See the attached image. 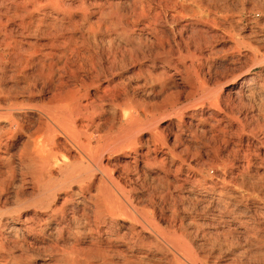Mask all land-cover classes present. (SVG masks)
Returning <instances> with one entry per match:
<instances>
[{
    "label": "rangeland",
    "instance_id": "374dc122",
    "mask_svg": "<svg viewBox=\"0 0 264 264\" xmlns=\"http://www.w3.org/2000/svg\"><path fill=\"white\" fill-rule=\"evenodd\" d=\"M157 1L158 0H149L150 7L153 10L156 9L160 11V14H163L161 16V19L162 17L163 19H160L161 21L160 23H157V25L159 24L158 27L162 28L164 31L163 33L166 37L164 36L163 39L168 37V40H164L166 47L163 51H161L160 55L153 57V55L150 56L149 52L146 51V55L148 54V57L145 58L146 60H144V63L149 66L153 65V67H149L152 75L155 76L151 80L152 82H154V80L156 81L152 83L149 80L147 89L149 90L150 88V90L153 91L149 92L147 95H143V93L132 89V87L137 82H143L141 77L136 80L131 79L132 81H128L126 77L127 75L129 76L137 72L138 64L136 62L133 63V60H129L130 62L128 61V68L126 67L125 69H123L124 67L119 68L120 63L117 62L113 71L114 73L118 72L121 76H124V81H127L126 83L131 84H127L128 91L135 99L138 98L137 100H141L147 98L146 100L152 103H160L162 99H167L166 101L171 105H168L165 108L160 107L161 109L157 108L155 112L151 111L152 113L150 114L151 116L154 115L152 117V120H154H151L150 126H146L147 131L145 125H140L142 127L138 126V128H134L135 130L133 129L134 132L131 133L133 134L131 137H135V140H132L133 137L132 139L130 137L129 139L127 138L126 140L124 139V141H122L123 138L121 137L126 135V133L123 132V129L121 128V124L125 118H119L118 125L115 129V135L118 137V141H121L117 144H123H121V146L117 145L118 152L116 151L110 155L105 153L106 159L104 160V162H107L108 159L110 162L113 161L112 163L114 164V168L112 170V174L119 183L117 184V192L119 193H117V195L119 199L123 198L124 203L127 204L132 202L131 205H137L136 207L140 208L145 215L149 216V218L151 216V218L162 228H160L161 230L166 231L167 233L170 232V234H173L174 231L176 234L180 233L178 234L180 238L184 237V239H187V241L191 242L194 250L198 255L200 254V258L203 259L207 264H264V0H194L195 4L192 1L194 7L191 5L192 3H190L191 1L188 3V1L186 2L185 0H162L160 1V5H158ZM170 2H173L175 5H173V3L171 5ZM180 3L184 6H181ZM185 5L192 7L193 10L195 8L196 11L194 10L193 15L191 12L186 11V9H182L186 7ZM177 11H181V13H178ZM171 14H174L175 16L173 15L174 17H172ZM191 25H196V29L200 31L195 32L197 37L200 34L198 38L196 37V47L192 45L190 46V48H192L191 50H195L196 56L193 69L191 70L194 82H192L189 77H187V71L184 69V65H182L184 62L185 65L189 64L188 60L185 59L187 54L185 51V44L187 43V37H189L188 34L190 33V30L188 29H190ZM113 35L114 33L112 36ZM103 37V41L100 43L98 42L99 46L96 49L98 52L95 50V52H93L95 54H93L87 51H80V57H78L77 55L68 51L69 54L68 52L66 53V62L68 61L67 63L74 67L79 66L81 63L83 69L85 68L86 70H90V67L95 65L96 67H94L97 68V70L103 71L104 73V71H106V66L109 65L106 59L111 58L110 56L113 55V51L117 56V60L120 59V57H122L120 56L122 53L121 51L126 45L121 41V39H116L117 43L119 42V46L117 48L116 42L112 46V44L106 40L108 35L105 34V36H102V38ZM30 39L33 42L36 41L35 44L38 43L37 46L39 47H35L36 50L40 48H43V51L46 52L50 50L48 49L49 47L40 45H43L45 41L48 42V38L46 40L41 35H35ZM166 41H171L170 43L176 49L178 46L175 44L179 43L181 46H179V50L174 52L176 54H174L172 58L173 61H176V56L180 53L182 55L181 59L177 60L176 62L174 61L175 64L172 62L173 65L167 63L169 54ZM107 42L109 44H107ZM101 44L103 46H100ZM108 46L111 48H108ZM102 48H107L109 49L108 52H110L108 53L106 52L107 49L103 50ZM165 51L168 55H166ZM163 52L164 55L162 54ZM129 54L130 53L127 52L123 55L128 57ZM105 55H109V57L106 56V58ZM90 57H93L94 60H92L93 58L91 59ZM95 58L100 59L96 60ZM128 58L130 59V57ZM47 62L48 58L45 59L46 64ZM81 65L80 67H82ZM160 70L161 72L165 70L168 73L173 71L171 73L173 78L171 77L167 80L165 78L167 75H161ZM156 72L159 74V77L157 76ZM79 73L81 74V72ZM100 74L101 73H99V81H101L100 84H103L104 77L102 74ZM92 75L95 76L94 73ZM163 77L165 79H163ZM156 79H159V82H157ZM242 80L244 82H242ZM6 83L10 85L9 81ZM154 90L159 93L156 94L157 92ZM138 95H140V97ZM18 98L22 99V97ZM33 99L39 100L41 97L36 96ZM169 99L175 100L170 101ZM176 108L181 109L178 111ZM90 112L91 107L82 109V115L79 117V119H77V124L79 125L78 128L80 127L78 131L80 133L81 141L85 143H87L86 141L89 142L88 146L91 148L92 154L94 150L93 159H95V155L97 156V154L100 152L101 142L98 139V136H100L103 132L99 131L100 129L95 128L94 126L92 127L87 125L84 119L80 120L82 116L87 117ZM190 113H193L194 117V120L192 121L193 125L191 126L186 123L187 115ZM178 118L183 120V125L179 130L180 132L178 139L175 140L172 134V131H175V128L173 127L172 123L177 121ZM155 122L157 124H155ZM152 123L153 125H156V128L160 132V135H158L156 138L153 136V133L156 129H154L155 126H153ZM32 129L30 131H32ZM136 132L139 133L134 135ZM25 139V136L21 135L13 142V144L8 149V152H10L9 154H11L12 161H7V159H4L5 161L3 160L1 164V170L3 169L2 171L4 174L3 176L0 175V177H2L0 178V183H3L0 184V194L2 196H0V200L2 199L1 201L3 202L2 203L0 201V215H2L0 216V221H3L4 223L2 222V224H0V232L3 233H0V237L2 236L3 239L2 240L0 238V264H71L70 258L74 257V254L69 253L70 250L65 248L66 242L64 240L75 243V247L79 248L78 251H80V258L83 257L82 255L85 256L86 250L89 246L88 243L84 242L87 237L83 234V236L79 235L76 229L83 230L87 226V220L84 215L85 213L87 214V212L88 214H91L89 208L91 203L86 202L85 204L88 208L84 209L85 213L83 212L80 214V212L83 211V209L81 210L80 208L77 211L78 213H75V219L71 220L69 216L71 215L72 209L70 208L76 206L78 204L77 202L80 201L83 196H88L89 193L91 195L97 194L99 180L96 179L100 176V173L95 170L92 172L91 177L85 179V182L82 181L81 183L76 181L77 183H74L75 181L73 180L72 182L71 180V182L67 181L65 185H62L64 177L82 171L87 168V166H92V162H89L91 160L85 158L81 151H78L79 149L75 143L72 141L71 143L66 137H64V135L59 133L58 139L61 141V143L64 142V139L67 141L66 143L64 142L66 146L62 143V145L59 146L60 149L59 147L55 149L57 154V162L59 163L60 160L66 161V165H61V170H66V174L59 170L58 163L54 161L51 167V176L44 177L42 181H37L36 177L38 175L32 172L34 171L33 168L26 166V164L20 163L18 160L19 153L23 151V141H25ZM127 140L136 143L137 152H131L127 149H120L123 145L130 143V141ZM146 143H150L147 145L149 146L148 148ZM155 146L157 148L154 152L151 149ZM62 148L66 149V153ZM148 149H150V154L146 153L145 156V152ZM3 152L4 150H0V153H2L4 156L5 154ZM126 152L130 153L129 157H125V155H127ZM144 158L147 160H144ZM160 160L162 161L160 162ZM241 163L243 164L242 166L240 165ZM8 164H13V166ZM243 169L244 171H242ZM4 170H7L8 173ZM10 171L12 172L9 173ZM3 178H5L7 182L4 183L5 180H3ZM51 179L55 180L52 181ZM32 180H35V183ZM86 181L90 182V189L88 188L90 191L86 190L85 188L79 190V185L86 184ZM59 182L61 187H56V189H58L56 191V198L58 201L56 200L52 202L51 207L56 206L59 208L61 205L58 206V204L62 202V198H64L65 193L69 191V194L70 192L72 194V200L70 199L71 201L69 200L70 202L68 201L64 207V211H66L65 213L67 214L66 218L69 219V228H71L70 236L68 239H65L66 237L64 233L62 237L65 238H61V240H59L60 238L54 239L47 235L46 225L53 221H50L48 218V215L50 214V208H41L37 205V200H33V198L38 199V197H40L39 195L42 193V187L44 184L47 183L51 184V186H54ZM32 184L35 186L33 187ZM1 185H3V187H1ZM7 187L8 189H6ZM67 187H70L69 190ZM63 188H65V190ZM188 188H190L191 191ZM122 189L125 192L122 191ZM15 191L16 193L19 192L17 193L19 198ZM38 191L40 192L39 194ZM79 191L82 192L80 193ZM21 192L23 193V196H20L22 194ZM187 193H193L192 195L195 197L197 196L196 198L198 199H187ZM234 194H243L244 198H242V200H239V198L238 200H235L233 199ZM248 194L251 195L249 196ZM5 195L8 197L7 200L6 198L4 199ZM247 195L249 196L248 198H246ZM125 196L127 200L124 198ZM194 201L197 202L195 203ZM225 208L234 209L237 212V218L230 221L229 219L231 218L225 217L224 214L217 215V210L219 211ZM128 209H130L129 206ZM46 213L48 214L46 215ZM32 215H34L33 217L36 220L32 217ZM36 215L37 217H35ZM22 217L33 219L27 220L25 222L23 221ZM38 218L39 220H37ZM40 219H45L46 221L44 220V222ZM4 220H9L8 224L4 225ZM117 220L118 222L120 221V219ZM236 221H241L243 223L242 226H240ZM38 223H40L43 228L40 227L41 225L39 224V226ZM33 224H36V226ZM96 224H100L99 227L101 229L103 228L101 223ZM10 225L21 226L23 229L16 234L8 229ZM49 225H53V222ZM5 226L8 227L6 228ZM29 227H33L32 232L29 231ZM39 228H42L43 231L39 232ZM231 228H233V230ZM178 229L182 232H179ZM30 232L34 233L31 234ZM13 235H15L17 238ZM48 236L51 237V239L48 238ZM11 239L13 240L11 241ZM49 244L53 245L51 246ZM85 245L87 247H85ZM65 250L67 252H65ZM93 256L92 257L94 259L91 258L90 261L93 264H121V259L116 255L110 254L103 260L102 255ZM154 256H157L155 251L150 253L149 262ZM95 257L99 258L96 259ZM66 261L68 262L66 263ZM146 262L148 261L146 260ZM152 262L153 261H151V263Z\"/></svg>",
    "mask_w": 264,
    "mask_h": 264
},
{
    "label": "bare ground",
    "instance_id": "6f19581e",
    "mask_svg": "<svg viewBox=\"0 0 264 264\" xmlns=\"http://www.w3.org/2000/svg\"><path fill=\"white\" fill-rule=\"evenodd\" d=\"M144 1L143 0H0V150H4L3 153L5 154L3 156L2 153H0V175L3 176V174H4L2 171L3 169L1 170L2 161L4 159L5 160L7 159V161L11 160V154H9L10 152H8L9 147L13 144V142L19 136L24 135L26 139H25V141H23L24 143L22 142L24 145L23 151H21V153H19V155H18L19 162L26 164V166L33 168L34 171H32V172L36 173L38 175L36 177L37 181H39V180L42 181L44 177H50L52 174L51 173L52 164L54 163V161L56 163H58L57 162V154H56L55 149H57V147L61 146L62 143L64 144V142L66 143V141H67L64 139V142L61 143V141L58 139L59 133L64 135V137H66L70 142L72 141L73 143H75V145L79 149L78 151H81L83 156H85V158H87L88 160L90 159L91 161H89V162H92V164H91L92 166H87V168H85L82 171H79L77 173L71 174L70 176L64 177L62 185H65L67 181L71 182V180H72V182L74 180L75 181L74 183H77L78 181L81 183H82V181L85 182V179L86 178L88 179L89 177H91L92 172H94L95 170H97L100 173V176L98 175L99 177L96 179V180H99V182L97 181L98 182L97 194L91 195L89 193L88 196H83L81 198V200L77 202L78 204L76 206H74L73 208L72 207L70 208V209H72L71 215L69 216V218L71 220V219H75V213L80 208H81V210L83 209V211L80 212V214H82L84 212V209L88 208L85 204L86 202L91 203V205L89 207L91 214L90 213L88 214V212L86 214L84 212L85 213L84 216L86 217V220H87V224H86L87 226L83 230L76 229L77 233H79V235H81V236L85 235L87 237L86 239L84 238L85 239L84 242L88 243L89 246L86 250L85 256L81 254L83 257L80 258V256H79L80 251H78L79 248L75 247V245H74L75 243L74 242L71 243L68 240H64L66 242V243L64 242L65 248L70 250L69 253L74 254V257L70 258L71 264H93L90 262L91 258L94 257L93 255H96V256L102 255V257H103L102 260H103L106 256H108L110 254L116 255L118 258H120L121 264H207L203 259L200 258V256H199L200 254L198 255L197 252L194 250L191 242L187 241V239H184V237L180 238V236L178 235L180 233L176 234V232L174 231L175 229L173 230L174 231L173 234H170V232L167 233L166 231L161 230L162 228L158 225V223L156 221H154L151 218V216L149 218V216L145 215L140 208L136 207L137 205L136 206L131 205L132 204L131 201H130L131 203L126 204V203H124L123 198L119 199V197L117 195V193H118L117 192V190H118L117 184H119V183L116 181V179L114 178V176L112 174V170L114 168V164L112 163L113 161L110 162V160L108 159L107 162H104V160L106 159L105 153L110 155L116 151L118 152L117 145L121 146V144H123V143L117 144L119 141H118V137H116V135H115V129L118 125L119 118H123V117L125 118L121 124V128L123 129V132L126 133V135L124 137L123 136L121 137V138H123L122 141H124V139L125 140L127 138L129 139L131 137V135H133L131 133H133L135 130L134 128H136V127L138 128V126L142 127L145 125L146 131H147V127L150 126L152 117L154 116V115L151 116L150 113H152L153 111L155 112L157 108H160V107L165 108L166 106L171 105L166 101L167 99H162V101L160 103L149 102L146 100L147 98L141 99V100H137L138 98L135 99L133 97V95H131L130 92L128 91L127 84H130V83H126L127 81L125 82L123 79L124 76H121L118 72L114 73V71H113V69L115 68L114 66L117 62L120 63L119 68L124 67L123 69H125L127 67L128 61L133 60V63L136 62L138 64L137 72L132 74V75H129V76L127 75L126 77H127L128 81L131 79L136 80V79H139V77H141L143 82L141 81V83L137 82L135 85L133 84L134 86L132 87V89L143 93V95L144 94L147 95V94H149V92L153 91V90H150V88H149V90L147 89L148 81L150 80V82H152L151 79H153V77H155V76L152 75L151 70L149 69V67L150 66L153 67V65L149 66V65H146L144 63V60H146L145 58L148 57L147 56L148 54L146 55V51L149 52L150 56L153 55V57L160 55L161 51H163L164 48L166 47L165 46L166 43H164V40H166V39L168 40V37L166 39H163V37L165 36L163 33L164 31L162 28L158 27L159 24L157 25V23H160V21L163 19V17L161 19V16L163 14H160V11H158L156 9L155 10L151 9L149 0H147L148 2L147 1L144 2ZM160 1H162V0L157 1L158 5H160ZM175 1H177V0H175ZM181 1H183V0H181ZM185 1L186 2L188 1V3H189V1H191L190 3H192V1H193V3H194V0H185ZM164 2H162V3H164ZM172 3H171V5H172ZM193 3L191 5H193ZM166 4H167V2H166ZM168 5H169V3H168ZM173 5H175V4L173 3ZM181 6H184V5L181 4ZM193 7H194V5H193ZM182 9L183 10L186 9V11L191 12L192 15L194 14V10H195V8L193 10V8L189 7V6H186ZM178 13H181V11ZM173 15H172V17L175 16V15L174 16ZM191 17H193V16H191ZM172 19H174V18H172ZM195 23H196V21H195ZM186 24H184V25H186ZM190 24H191V22H190ZM195 26L191 25L190 29H188V30H190V33L188 34L189 35V37H187L188 39L186 38L187 43L185 44L186 45L185 51L187 52L185 59L188 60L189 64L185 65V62L182 64V65H184V69H186V71H187V77H189V79L192 82H194V80H193V74H192L191 70L193 69V65H194V61H195L196 56H195V50H191L192 48H190V46L192 45V46L196 47L195 41H196L197 36H196L195 32L199 31L198 29H196ZM135 30H137V31H135ZM182 30H184V29H182ZM199 32H198V34H199ZM113 33H114V35L112 36ZM105 34L108 35V38H106V40H108L109 43L112 44V46L116 42V45L118 48L119 42L117 43L116 39H121V41L124 42V44L126 46L123 47L122 51L119 50L122 52L120 55L122 57L119 56L120 59L117 60V56L115 55L114 51L112 52L113 55L110 56L111 58L106 59L107 62L109 63V65L106 66V68H105L106 71H104V73H103V71L97 70V68H95L96 67L95 65H94L95 67L91 66L90 70L89 69L86 70L85 68H84L85 69L84 70L80 61H79V63L82 67H80V65L76 66L77 64L75 65L76 67H74V66H71L69 63H67L68 61L66 62V53L68 51L77 55L78 57H80V53L82 51H87L90 53L95 52V50L99 46L98 42L100 43L103 41L104 37L102 38V36H105ZM180 34H181V32H180ZM35 35L36 36L41 35L46 40H47V38L49 39V40H47L48 42L45 41V43L43 45L40 44L41 46L49 47L48 49H50V50L48 52L43 51V48L36 50L35 47H39V46H37L38 43L35 44L36 41L33 42L30 39ZM199 35H198V37H199ZM106 40H104V41H106ZM171 41H168V42L166 41L169 55L166 52L167 48H166L165 52H166V55H168V59H167L168 64H172V62L174 63L175 60L173 61V59H172L173 55L176 54L174 52L179 50V46H180L178 43V44H175L176 46H178V48L177 49L174 48L173 45L170 43ZM176 41H175V43H176ZM173 42H174V40H173ZM40 43H43V42H40ZM109 43L107 42V44H109ZM100 46H103V45L101 44ZM109 47L110 46H108V48ZM121 47H122V45H121ZM102 49L105 50L107 48H102ZM98 50H100V49H98ZM108 50L109 49H107L106 52H108ZM69 52H68V54H69ZM127 52L130 53L128 56V57H130V59L128 57H126V55H123ZM93 54H95V53H93ZM162 54L164 55V52ZM90 55L93 56L92 54H90ZM67 56H69V55H67ZM70 56H71V54H70ZM89 56H88V58H89ZM106 56L109 57V55H105V57ZM181 56L182 55L179 53L176 56L177 57L176 61L181 59ZM94 57H95V55H94ZM47 58H48V62L46 64L45 59H47ZM63 58H64V60H63ZM97 59H100V58H97ZM165 59H166V57H165ZM75 60H77V59H75ZM92 60H94V58ZM160 61H162V60H160ZM163 61H165V60H163ZM74 62H72V63H74ZM99 62H100V60H99ZM152 62H154V61H152ZM86 68H89V67H86ZM98 68H100V67H98ZM116 69H117V67H116ZM79 72H81V74ZM105 72L107 73V75ZM131 72H132V70H131ZM93 73L95 74V76L92 75ZM99 73H101L104 77V83L102 81L103 84H100L101 81H99V79H100ZM171 73H168L165 70L161 72V70H160L161 75L162 74H163V76L167 75V76H165V78L167 80H168V78L172 77ZM156 74H157V72H156ZM88 75H89V77H88ZM115 75H116V77H115ZM158 75L159 74H157V76ZM161 78H162V76H161ZM165 78L163 77V79H165ZM194 78H196V77H194ZM158 80H157V82H159ZM187 80H188V78H187ZM8 81L10 82V85L6 83ZM154 82H156V81L154 80ZM154 82H152V83H154ZM160 82H161V80H160ZM242 82H244V81L242 80ZM171 83H172V81H171ZM189 84H190V82H189ZM158 86H159V84H158ZM165 86H166V84H165ZM162 87H163V85H162ZM163 88H161V89H163ZM155 92H157V91H155ZM158 93L159 92H157L156 94H158ZM36 96L41 97V99H39V100L33 99ZM43 96H46V97H43ZM138 96L140 97V95H138ZM18 97H22V99H20ZM163 97H164V95H163ZM171 100L174 101L175 99L174 100L171 99ZM87 107H91L90 114L87 117L82 116L80 118V120L84 119V121L87 125L92 126V127L94 126L95 128L100 129L99 131L103 132L100 136H98V139L101 142L100 143V152L97 154V156L95 155V159H93L94 150H93V154H92L91 148L88 146L89 142L86 141L87 143H85V142L81 141L80 133L78 131L80 127L78 128L79 125L77 124V119H79V117L82 115L81 110L84 108H87ZM179 109H181V108H178L177 110L179 111ZM175 113L178 114L177 112H175ZM193 120H194L193 113H190L189 115H187L186 123L189 126L193 125L192 124ZM156 122H155V124H157ZM173 122H174V120H173ZM79 123H80V121H79ZM84 124H81V125H84ZM140 125H142V126H140ZM152 125H153V123H152ZM152 125H151V127H152ZM172 125L175 128V131H172V134H173L175 140H177L179 137V132H180L179 130L181 129V126L183 125V120L178 118L177 121L172 123ZM153 126H155L154 129H156L155 132L153 133L154 134L153 136L156 138L158 135H160L159 134L160 132L156 128V125H153ZM95 128H94V130H95ZM31 129H32V131H30ZM91 130H92V128H91ZM152 130H153V128H152ZM138 133L139 132H136V134L134 133V135H137ZM38 134H40V135H38ZM121 135H123V134H121ZM132 137H131V139H132ZM83 138H84V136H83ZM152 139H153V137H152ZM132 140H135V137H133ZM84 141H85V139H84ZM127 141H130V140H127ZM150 143H146V146ZM148 147L149 146H147V148ZM74 148H75V146H74ZM156 148L157 147L155 146L151 150L155 152ZM59 149H60V147H59ZM62 149H64V148H62ZM120 149L121 150L127 149L128 151L135 152L136 151V143L130 141L129 144L123 145L122 148H120ZM64 150H65L64 152L66 153V149H64ZM149 152H150V149H148L145 152V156H146V153H149ZM126 153H127V155H125V157H129L130 153L129 152H126ZM67 155H69V154H67ZM145 158H144V160H147ZM70 159H71V157H70ZM161 161L162 160H160V162ZM9 163H11V162H9ZM59 163H58L59 170L66 174V170L65 171L61 170L62 166H63L62 164L66 165V161L60 160ZM8 165H11V164H8ZM240 165L242 166L243 164L241 163ZM259 165H261V164H259ZM5 166H4V168H5ZM11 166H13V164ZM123 166H125V165H123ZM255 166H256V164H255ZM117 167H119V166H117ZM243 168H244V166H243ZM10 169H12V168H10ZM244 169L242 171H244ZM7 170H4V171L7 172ZM11 172L12 171H10L9 173H11ZM55 172H54V174H55ZM96 177H94V178H96ZM0 178H2V177H0ZM5 178H3V180H5L4 183L7 182ZM91 179H93V178H91ZM53 180H55V179H53ZM24 181H25V179H24ZM29 182H31V181H29ZM239 183H241V182H239ZM0 184H3V183H0ZM6 184H8V183H6ZM19 185H20V183H19ZM32 185H33V187L35 186L34 184H32ZM57 186L61 187L60 182L54 186L53 185L51 186V184H47V183L44 184L42 187V193L39 195L40 197H38V199L33 198V200L34 201L37 200V205L41 208H43V207L50 208V210L48 209L50 211L48 218L50 221L53 220L52 221L53 225H49L52 222L46 225L47 235L51 236L54 239L60 238L59 240H61V238H65V237H66L65 239H68V237L70 236V231H71L70 229L71 228H69V222H68L69 219L66 218L67 214L65 213L66 211H64V209H65L64 207H65L66 203L71 199L72 194H71V192L69 194V191L65 193L64 198H62V202H60L61 204L57 203L58 206L61 205L59 208H57L56 206L51 207V205H52L51 203L57 200V198H56V196H57L56 191L58 190V189H56ZM67 186H68V184H67ZM89 186H90V182L86 181V184H81V185H79L78 188H80L79 190H82L84 188L86 190H89L90 189ZM1 187H3V185H1ZM69 188L67 187L68 190H69ZM4 189H5V187H4ZM6 189H8V187ZM31 189H33V188H31ZM63 189L65 190V188H63ZM188 189L190 190V188H188ZM16 191H17V189H16ZM16 191H15V193H16ZM60 191H62V190H60ZM122 191H124V190L122 189ZM19 192H20V190H19ZM19 192H17V193H19ZM12 193H14V192H12ZM23 193H24V191H23ZM23 193L20 196H23ZM39 193L40 192L38 191V194ZM95 193H96V191H95ZM192 194L187 193L186 198L189 200H192L195 198L197 200L198 199V198H196L197 196L195 197ZM12 195H14V194H12ZM121 195H123V194H121ZM184 195H185V193H184ZM248 195L250 196L251 194H248ZM248 195L246 196V198L249 197ZM0 196H1V194H0ZM5 196H4V199L6 198V200H7L8 197L7 196L5 197ZM126 196L124 198H126ZM18 198H19V195H18ZM179 198H180V196H179ZM238 198H239V200H242V198H244V195L243 194H241V195H235L234 194L233 199L238 200ZM126 200H127V198H126ZM126 200H125V202H126ZM74 201H76V200H74ZM127 202H129V201H127ZM194 202L196 203L197 201H194ZM88 206H89V204H88ZM128 206L130 207V209H128ZM221 210H219V211L217 210V213H218L217 215L224 214L225 217L231 218V219H229L230 221L232 219L235 220V218H237L236 217L237 212L234 209L225 208V209H221ZM87 211H88V209H87ZM214 213H215V211H214ZM47 214L48 213H46V215ZM254 214H256V213H254ZM16 215H17V213H16ZM0 216H2V215H0ZM33 216L34 215H32V217ZM120 216H122V217H120ZM220 216H222V215H220ZM23 217H25V216H23ZM35 217H37V215ZM33 218H30V219H33ZM30 219L23 218V221L26 222L27 220H30ZM117 219H120V221L118 222ZM37 220H39V218ZM40 220L44 221L45 219H40ZM240 220H241V218H240ZM8 221L9 220L5 221L4 225L8 224ZM2 222L0 221V224H2ZM94 222H95V225H94ZM236 222H238L240 226H242V224H243L241 221H236ZM40 223H42V222H40ZM40 223H38V225ZM75 223H76V220H75ZM96 223H101L103 225V228L101 229L99 227L100 224L98 225ZM36 224L35 225L33 224V225L36 226ZM44 224H46V223H44ZM33 225H31V226H33ZM213 225H215V224H213ZM26 227H28V226H26ZM40 227H42V225ZM137 227H138V229H137ZM29 228H28V230H29ZM42 228H39V232L43 231ZM8 229H10L11 231H13L14 233L17 234L23 229V227L17 226V225H10ZM231 229L233 230V228H231ZM24 231H25V229H24ZM29 231L32 232L33 227L30 228ZM178 231H179V229H178ZM33 233H31V234H33ZM64 233H65V237H62L64 235ZM74 233H75V231H74ZM1 234H3V233H1ZM21 235H22V233H21ZM13 236H15V235H13ZM49 236H48V238L51 239V237H49ZM186 237H187V235H186ZM0 238L2 239V236ZM45 238H47V237H45ZM12 240L13 239H11V241ZM189 240H190V238H189ZM49 245H51V244H49ZM55 247H58V246H55ZM85 247H87V246L85 245ZM35 248H36V246H35ZM59 248H60V245H59ZM26 251H28V250H26ZM82 251H83V249H82ZM153 251L156 252L157 256H154L152 258L150 257L152 259L151 261H153L151 263V261L149 262V260H150L149 255ZM65 252H67V251L65 250ZM53 253H54V251H53ZM60 257H62V256H60ZM97 258H99V257H97ZM146 260L148 262H146ZM67 262L68 261H66V263Z\"/></svg>",
    "mask_w": 264,
    "mask_h": 264
}]
</instances>
